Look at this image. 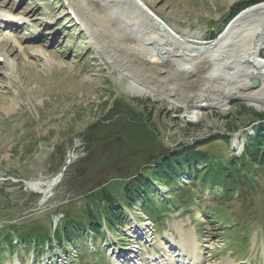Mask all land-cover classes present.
I'll use <instances>...</instances> for the list:
<instances>
[{"label":"rangeland","instance_id":"374dc122","mask_svg":"<svg viewBox=\"0 0 264 264\" xmlns=\"http://www.w3.org/2000/svg\"><path fill=\"white\" fill-rule=\"evenodd\" d=\"M79 1L88 9L82 10V13L90 14L86 20L96 17L99 9L108 13L109 19L104 22L102 30L109 39L110 32L121 41L129 36L135 42L136 39L141 41L143 49L159 51L153 38H159L161 32L151 28L150 19L140 3L178 35L175 34L177 39L166 37V43L177 46L186 40L205 43L213 40V35L216 39L222 29L225 30L223 22L228 19L230 8L245 0ZM246 1H262L260 5L264 4V0ZM76 2L78 4V0ZM0 10L28 21L21 30L12 34L15 39L10 36L12 40L0 44V54L9 50L12 65L7 73L5 64H0V233L35 226H53L54 229L60 219L67 216L65 212L75 210L82 217L84 211L89 212L87 205L92 202L88 198L90 190L98 183L112 180L107 190L116 191L115 196L120 197L123 182L125 184L136 174L152 171L161 156L210 139L212 135L231 133L230 143L220 144L223 149H216L226 162L240 158L247 153L249 141L264 129V122L252 124L256 121L253 120L254 112L264 114V100L253 103V106L244 98L229 96L224 110L206 106L198 112V121L184 122L182 117H187V112L183 106H173V92L163 99L153 91H145L142 86L132 84L127 72L123 71L122 65H118L108 48L105 49L98 39H93L91 30L86 29L80 20H73L68 13V10L72 11L67 0H0ZM71 15L78 19L73 13ZM259 21L264 23V15ZM111 22L123 26L129 35L116 33ZM138 24L149 31L150 39L142 36L143 29ZM248 31L249 28H246L243 44L229 38L224 49L214 54L216 61L209 77L220 79L217 82L223 85L216 89V93L232 89L236 81L254 70L246 66L247 54L242 52L249 48L252 40L255 46L249 49L250 53L258 49L255 39L261 29L254 33ZM238 34L237 31L235 36ZM164 52V57L169 55L166 52L164 55ZM259 52L264 57V46ZM163 56L160 62H163ZM220 60L222 62H218ZM175 62L176 68H189L184 66V61L178 59ZM263 70L258 68L264 73ZM263 73L260 75L264 76ZM160 74L163 75L162 70ZM262 79L255 78L260 84ZM251 86L252 90H257L260 85L258 88L253 84ZM137 89L147 95L138 94ZM148 94H155L156 97ZM259 106L263 111L257 109ZM67 161H70L67 171L46 201L42 202L43 195L33 192L23 183L54 181ZM146 166L151 167L144 169ZM239 166L242 175L234 178L235 195L231 196V203L220 205L221 197L214 198L210 191L200 193L197 186L189 184L187 170L181 177L180 188L176 186L174 191L161 186L157 189L158 198L164 200L172 195L182 200L178 208L172 205L163 225L160 224L165 227L163 232L169 234L167 244L159 237L162 232L159 221L162 219L157 217L154 221H158L154 234L148 222L150 216L142 211L140 204L135 205L132 210L135 212L125 211L128 216L132 214L129 225L114 237H109L115 244L119 240L127 242L125 245L129 251L140 249V259L144 260L148 257L141 244L145 232L149 233V237L154 234L156 243L162 241L164 254H169L165 246H170L171 240L178 242L181 233L186 234L190 242L192 238L197 241L195 233H198L203 254L199 264H239L247 261L264 264V164L251 158L240 161ZM78 170L84 174L89 172L84 187L78 186L81 185ZM238 182L246 183L237 187ZM216 191L221 193L222 189L217 188ZM173 243V247H178L177 243L176 246ZM136 244L140 245L139 249ZM196 244L199 246L198 241ZM94 248L92 246L91 250L86 240L78 241L73 253L59 254L60 262L73 258L75 264H109L101 256L106 257V250L99 240H96ZM24 250L25 247L20 246L18 254L6 252V260L2 264H14L17 259L22 264H30L33 253ZM127 256V253L122 255L120 264H128ZM171 258L175 260L172 255Z\"/></svg>","mask_w":264,"mask_h":264},{"label":"bare ground","instance_id":"6f19581e","mask_svg":"<svg viewBox=\"0 0 264 264\" xmlns=\"http://www.w3.org/2000/svg\"><path fill=\"white\" fill-rule=\"evenodd\" d=\"M67 1L69 7L71 8L72 13L78 17V20L82 22V25L86 29L91 30V35L93 36V39H95L96 41L98 39L105 49L108 48L109 53L111 54L112 57H114L118 65L119 66L122 65V68H124L123 71L127 72L125 73L132 80L131 81L132 84H134L137 87L142 86V88H144L145 91H149V90L153 91V93L159 95V97L163 99H166L165 97H167V95H170L169 92H173L172 93L173 101H174L173 106L174 107L183 106L185 111L187 112L188 120L198 121L200 119L198 112L202 110L205 106L216 107L218 109L224 110V108L226 107L225 103L227 101V96H229L230 98H235V97L244 98L252 105L253 103H257V102L261 103L262 100H264L262 98L264 97V80L262 79L264 78V76L260 75V73L263 72L258 71V68H262V70L264 69V58L261 57L259 54L260 53L259 51L262 50L264 46V23L259 21L260 17L264 15V4L261 5L259 4L256 7L249 9L248 11L239 15L236 18V20L231 23L228 30L225 33L222 32L215 40L205 43L204 42L201 43L199 41L189 42L188 40H186L183 41L186 47H181L184 45V44H180L181 42H179L177 46L166 43L167 42L166 37H170L171 39L172 37L176 38V36L170 32L173 30L158 16H156L152 10H150L148 7L145 6L151 14V15L145 14L146 17L151 20L150 21L148 19L151 24L150 25L151 28L153 27L159 32V27L163 24L165 25V28L167 30L166 32H161L159 34L160 37L159 38L157 37L158 39L153 38L155 39L153 40V43H155L154 41H156L157 45L156 44L155 45L159 46L158 47L159 51L156 50L154 51V49L149 47H148L149 50L143 49V47L141 46L142 45L141 41L136 39L135 42V39L127 36L129 34H126L127 33L125 32L126 29L123 26L118 25L116 23L112 24L111 22V26H113L112 27L113 30L116 33L117 31H119V35L121 33L122 35L125 33L128 39L123 38L124 40L121 41L111 32L108 33V35H110V39H109L108 36L106 37V35L104 34L103 32L104 30H102L105 25L104 22L109 19V15L107 12L99 9L96 17L93 16L91 19L86 20L87 16H90V14L88 12L86 13V15L84 14V12L82 13V10L88 11V9L82 5L83 3L79 0H78V4L76 2L77 0H67ZM87 1L91 2V0H87ZM87 21L89 24L86 23ZM138 25L139 28H142L140 24ZM246 28H249L250 32L253 31L255 32L256 30L261 29L257 39H255V42L257 43L256 49L258 48L259 50L257 49L250 53L251 50L249 49L255 46L252 40L251 42L252 44L250 43L249 48L248 47L245 48V50H243L244 52H242L243 55L247 54L246 57L248 58L247 59L248 64L246 66H251L253 67L254 70H250L251 72L247 73L246 76H242L243 78L240 81H236L234 84L232 83L233 84L232 89H227V90L222 89L221 91H219V93H216V89H219L220 88L219 86H223V85L218 83L220 79H214L212 77H209L213 71L215 64L214 62L216 61V59L213 58V56H215L214 54H216L219 50L224 49V46L226 45L227 40L229 38H231L232 40L234 39V41L237 40L239 41V43L243 44L244 40L246 39V38L243 39V37H245L247 34V32H245ZM237 31L239 32L238 34L239 36H235V33ZM141 33L142 36L145 35L146 39H150L149 37L151 36L148 35L149 31L143 29ZM161 38L164 39L165 41H162ZM9 40H12L10 35L9 36L0 35L1 44L5 43L6 41L9 42ZM174 41L176 42V40ZM14 43L17 44L16 42ZM130 43L133 44L131 45ZM165 48L168 49L165 51ZM164 51L166 52V54L168 53L169 55H166ZM163 52L164 55H166L167 57L166 56L164 57L162 55ZM9 55H10L9 50H7V53L0 54V57L4 59L3 64H5L7 68V73H9L12 69ZM162 56L166 59L164 61L163 58V62L162 61L160 62L159 60L162 59ZM148 57H150L151 59L149 60ZM178 59L186 62L185 63L186 65L184 64V66L187 67L189 66V68L183 66H181L182 68L180 66L179 68L178 67L176 68L175 60ZM256 61L257 64L255 63ZM218 62H222V60ZM218 64L216 65L218 66ZM161 70L163 72V75L160 74ZM257 77L259 79H262L261 84H259L260 86L257 90H252V86H251L252 81L255 80V78L257 79ZM137 91L139 92L138 94L147 95L142 90L137 89ZM226 91L229 92L226 94ZM155 94L153 95L148 94V95L156 97ZM257 109L263 111V109L260 106L257 107ZM28 186L33 192L47 196V194H50L52 191L55 190V188L57 187V183L55 182V180L47 183L36 181V182H28ZM52 188L54 189L52 190ZM196 243L197 241H194L193 238L190 242V239L186 236V234L181 233V238L180 241L177 243V245L182 246V255H180L179 258L175 260L167 259L169 261L168 264H174V263L197 264L198 262H200L202 259V253L200 252L199 246ZM226 264H234V263L228 262Z\"/></svg>","mask_w":264,"mask_h":264},{"label":"trees","instance_id":"16d2710c","mask_svg":"<svg viewBox=\"0 0 264 264\" xmlns=\"http://www.w3.org/2000/svg\"><path fill=\"white\" fill-rule=\"evenodd\" d=\"M246 2L245 0L235 3L230 8L228 19L223 22V25L246 8L262 1H257L256 3L255 1ZM214 38L215 35L212 36V39ZM254 115L255 118L253 120L256 121L252 122V124L264 122V114L254 112ZM231 135V133L212 135L210 139L200 140L190 146H186L170 154L166 159L161 158L154 165L152 171L136 174L135 177L125 181V184L123 182L120 197L115 196L114 192L116 191L110 192L107 190L112 180L104 184L98 183L92 187L90 197L88 196L92 201L87 205L89 212L84 211L82 217L78 215V212H75L76 210L71 211V213L65 212L67 216L60 219V223L55 229H53V226L49 228L35 226L27 230L16 229V237L20 241V246L22 248L25 247L28 251H35L37 255L42 253L46 247L52 250L54 245L61 248L62 254H66V252L73 253L78 247V241L88 238L92 240L105 239L106 233L103 226H106L111 233L118 234L119 230H122L128 224V216L125 213V209L132 211L135 205L139 204L142 207V211L148 213L151 220L155 221L157 217L165 218L170 207L178 208L182 200L173 198L171 195L170 198L160 201L157 197V186H166L175 191L176 186L180 188V180L182 175H185L184 172L186 170L188 171L189 184L197 186L198 190H209L214 198L218 199L221 197L222 201L219 200L220 202H218L220 205L231 203V196L235 192L234 186L236 185L234 178L239 174L242 175L239 162L253 158L254 162H262L264 164V150H262V148L264 149L262 144L264 143V129L259 130L256 138L249 141L250 144L246 147L247 153L245 155L240 158L235 157L234 160L226 162L219 156L221 152L216 148L220 147L223 149L220 144H229ZM227 146L229 147V145ZM205 148H208V150L202 151ZM90 166L93 165L90 164ZM88 173L85 172L84 174L78 170V182H81V185H78L79 187L85 186L84 183L87 181L85 177ZM245 183L238 182L237 187H242ZM217 188L222 189V192L216 191ZM94 208L96 210L95 213ZM4 249H14L10 233H0V253Z\"/></svg>","mask_w":264,"mask_h":264},{"label":"water","instance_id":"95a60500","mask_svg":"<svg viewBox=\"0 0 264 264\" xmlns=\"http://www.w3.org/2000/svg\"><path fill=\"white\" fill-rule=\"evenodd\" d=\"M140 5H141V7H142V10H144L145 12V14L146 15H151L150 14V12H149V10L143 5V4H141L140 3ZM243 13V12H242ZM239 15H241V14H239ZM238 15V16H239ZM237 16V17H238ZM236 17V18H237ZM152 18H153V16H152ZM236 18H234L230 23H229V25L227 26V28L224 30V32H226V30L229 28V26L231 25V23L236 19ZM161 23V22H160ZM159 31L160 32H166L167 30H166V28H165V25H161L160 27H159ZM173 35H175L172 31H170ZM223 32V33H224ZM253 86L255 87V88H258V86H259V81L258 80H253ZM206 107V106H205ZM182 119H183V121L184 122H188V119H187V117L186 116H183L182 117ZM194 121H197V120H194ZM166 156H168V154L167 155H165L164 157L163 156H161L160 158H165ZM70 162V161H69ZM69 162L67 161L66 162V165L61 169V171L58 173V175H57V177H56V179H55V182L57 183V184H59L60 183V181H61V179H62V177H63V175H64V172L65 171H67V168H68V165H69ZM151 166H146L144 169H147V168H150ZM24 184H25V186L26 187H28L29 188V186H28V182H23ZM54 188H52V190H53ZM53 192V191H52ZM52 192L50 193V194H47V196L46 195H43L42 196V202H44V201H46L49 197H50V195L52 194ZM46 196V197H45Z\"/></svg>","mask_w":264,"mask_h":264}]
</instances>
